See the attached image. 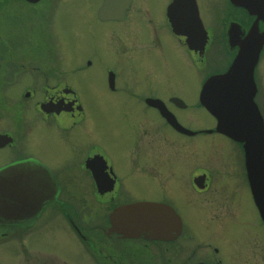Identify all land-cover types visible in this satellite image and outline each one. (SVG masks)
Listing matches in <instances>:
<instances>
[{"label":"flooded vegetation","instance_id":"flooded-vegetation-1","mask_svg":"<svg viewBox=\"0 0 264 264\" xmlns=\"http://www.w3.org/2000/svg\"><path fill=\"white\" fill-rule=\"evenodd\" d=\"M174 1L130 0L120 19L99 17L104 0L93 7V20L103 28L109 50L122 64L140 60L149 82L142 80L137 90L128 84L125 68L105 63L93 69L90 58L66 66L70 58L61 52V40L51 43L50 20L59 0H0V188H15L11 201L22 204L21 210L1 212L2 264H47L49 259L55 264H229L230 256L236 264H264V222L251 196L241 145L215 132V120L198 98L195 108L210 125L187 126L180 114L192 110L190 97L159 94L151 82L158 77L154 70L168 66L166 52H171L181 66H193L198 97L206 79L225 72L236 54L237 48L227 43L230 26L237 25L243 36L256 17L229 0H194L207 35L204 46L195 50L171 27L168 8ZM257 25L264 35V21ZM262 60L264 46L254 71L255 102L264 119ZM212 63L219 71L213 72ZM90 82L109 100L87 94ZM186 85L193 98L196 89ZM108 110L123 115L122 125L133 138L118 158L95 139L97 120L105 122ZM200 136L226 142L234 163L230 169L212 171L210 158H204L208 167H198L191 156L182 157V152H194L185 147L195 149ZM212 173H218V180ZM36 178L43 183L39 193L47 198L37 211ZM142 179L151 184L140 185ZM2 193L7 191H0L1 199ZM139 203L169 211L157 216L160 225L163 219L168 224L156 238L136 227L124 228V217L111 219L120 207ZM191 213L218 231L239 222V247L224 239L230 249L226 253L214 239H198Z\"/></svg>","mask_w":264,"mask_h":264},{"label":"water","instance_id":"water-1","mask_svg":"<svg viewBox=\"0 0 264 264\" xmlns=\"http://www.w3.org/2000/svg\"><path fill=\"white\" fill-rule=\"evenodd\" d=\"M129 1L104 0L98 15L101 19H120ZM229 1L236 7L244 8L256 19L244 36L237 25L230 26L228 44L230 48H237V53L225 73L211 76L205 81L199 93V101L216 119L215 131L242 144L251 193L260 218L264 221V124L254 103L256 86L253 78L254 69L264 45V35L258 31L257 25L258 21H264V0ZM168 18L173 31L185 35L190 47L197 50L204 46L206 32L198 18L194 0H175L168 8ZM12 175L13 173L10 174L9 180ZM3 181L0 174V182ZM39 184L43 183L36 178L34 201L36 211L41 209L47 201L45 194L38 191ZM1 190L7 191V195L2 193V199L0 198V215L2 211L11 213L15 212L17 207L22 209V204L11 201L15 198L12 194L15 188L2 187ZM165 208L155 203L123 206L112 213L111 219L116 222V218L124 217L126 220L121 221L126 223L127 229L136 227L135 229L144 234L156 238L158 230L165 229L168 224L167 220L163 219L160 225L157 219L160 212L168 211Z\"/></svg>","mask_w":264,"mask_h":264},{"label":"rangeland","instance_id":"rangeland-1","mask_svg":"<svg viewBox=\"0 0 264 264\" xmlns=\"http://www.w3.org/2000/svg\"><path fill=\"white\" fill-rule=\"evenodd\" d=\"M97 0H59L57 3L56 9L52 18L50 20L51 32L52 36L55 40L51 43L56 42V40H61L62 47L61 52L67 53L70 60H67L66 66L71 64H76L78 62L82 63L84 58H90L93 69H98L102 67L103 64L107 63L110 65L117 66L122 69L125 68L128 76V84L131 85L138 90L139 85H147L149 82L148 78L144 76V73L141 68L140 60L138 59L128 61L125 64H122L116 57L113 50H109L106 39H104L101 31L103 28L98 25L93 20V7L96 4ZM215 4V3H214ZM204 9V7H203ZM52 12V10H51ZM54 47L52 46V50ZM167 58L166 62L168 66L166 68H162L163 66H159L157 71V79L155 82L151 80L152 83H156L154 90L158 91L159 94L165 95L170 91L176 92L182 96H189V100H191L190 107L192 110L187 114H180V117L184 120L183 122L190 126L193 129H196L198 123L205 122L210 125V120L201 109H197L196 107V99L197 97V84L196 77L197 73L194 70L193 66L180 64L178 61V57L171 52H166ZM263 64H264V60ZM120 65H118L117 63ZM188 63V62H187ZM146 64L151 65L150 60H146ZM155 64V63H154ZM263 64L261 65L263 67ZM217 65L215 63L211 64V68L213 72L219 71V69H213ZM69 68V67H67ZM144 70V69H143ZM222 70V69H221ZM264 73V67L261 70ZM156 75V76H157ZM143 80V83H140ZM191 84L189 88L190 91L196 89L195 96L192 97V94H188L186 91V87ZM264 86V85H263ZM88 89H85L87 94L95 93L98 95L97 101H108L109 99L103 98L97 88L96 84L90 82V85L87 86ZM97 89V90H95ZM264 97V87L262 89V93ZM261 97L259 96V99ZM262 106H264V101H262ZM106 114H110L111 116L106 115V121L97 120V125H95V139L96 142L100 145L104 146L110 154L113 156H119L120 154L125 153L132 141L131 130L129 128L122 125L123 115H119L115 110H108ZM181 119V120H182ZM189 119V121H186ZM213 124V122L211 121ZM211 124V125H212ZM220 142V143H219ZM225 142L219 137L210 136L203 137L200 136L194 140L195 149H191L190 147H185V149L194 150L193 153L190 151L183 153L182 157L191 156L195 166L208 167V163L204 160V158H210V166L213 165L214 168H210V170H222L224 167H228L230 169L232 163L230 160L232 155L231 148L227 146ZM203 143V144H202ZM230 151V153H229ZM222 155L220 156V153ZM224 155V156H223ZM208 156V157H207ZM222 157L220 162L214 163V159ZM118 158V157H117ZM236 155H234L233 160L235 161ZM213 162V163H212ZM220 166H223L221 169ZM212 167V166H211ZM216 167V168H215ZM208 169V168H207ZM213 180H218V173H212ZM137 181V180H136ZM140 185L149 186L151 184L150 181H146L144 179L138 180ZM146 195L151 194L149 191L143 192ZM191 224L194 229H197L198 239H207L212 238L216 242L220 243L221 250L228 253L230 251L228 243L224 241V239L230 240L234 246L239 247L238 239H240V224L237 222L231 228L227 226L222 227V231H218L216 227H209L206 224H202V219L198 217L196 214L191 213ZM232 224H230L231 226ZM221 241V242H220ZM243 245V243H242ZM73 247V244H71ZM52 247L47 248V251H54ZM52 253V252H47ZM2 259H0V264H2ZM237 258L234 256L233 258L229 257V264H236ZM5 264H11L10 260ZM38 264V263H36ZM47 264H55V260L49 259L47 260Z\"/></svg>","mask_w":264,"mask_h":264}]
</instances>
